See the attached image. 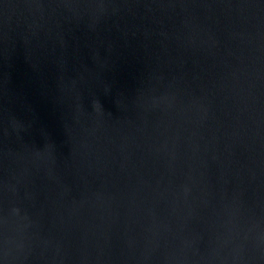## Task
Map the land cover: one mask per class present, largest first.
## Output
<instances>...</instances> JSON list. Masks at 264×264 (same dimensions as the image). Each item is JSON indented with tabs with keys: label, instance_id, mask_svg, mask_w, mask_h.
Returning <instances> with one entry per match:
<instances>
[{
	"label": "water",
	"instance_id": "1",
	"mask_svg": "<svg viewBox=\"0 0 264 264\" xmlns=\"http://www.w3.org/2000/svg\"><path fill=\"white\" fill-rule=\"evenodd\" d=\"M0 264H264V0H0Z\"/></svg>",
	"mask_w": 264,
	"mask_h": 264
}]
</instances>
